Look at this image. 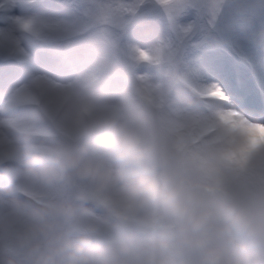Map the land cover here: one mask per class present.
<instances>
[{"label":"clouds","instance_id":"obj_1","mask_svg":"<svg viewBox=\"0 0 264 264\" xmlns=\"http://www.w3.org/2000/svg\"><path fill=\"white\" fill-rule=\"evenodd\" d=\"M80 4L0 9V57L53 69L0 129V264H264V122L142 78L171 41L135 0Z\"/></svg>","mask_w":264,"mask_h":264},{"label":"snow or ice","instance_id":"obj_2","mask_svg":"<svg viewBox=\"0 0 264 264\" xmlns=\"http://www.w3.org/2000/svg\"><path fill=\"white\" fill-rule=\"evenodd\" d=\"M4 3L16 14L70 18L81 9L80 0H0V9ZM161 3L166 10H161ZM135 6L171 41L167 72L148 66L153 57L147 51L133 50V59L144 65L139 68L142 78L175 88L182 97L191 95L187 86H195L220 108L264 122V0H135ZM17 54L12 50L0 57V90L9 94L0 105V129L22 125L26 102L35 91L49 87L37 74L53 71L43 52L37 51L35 63L23 65L14 62Z\"/></svg>","mask_w":264,"mask_h":264}]
</instances>
